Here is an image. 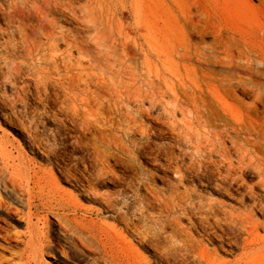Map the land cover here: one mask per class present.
Listing matches in <instances>:
<instances>
[{
    "label": "bare ground",
    "instance_id": "obj_1",
    "mask_svg": "<svg viewBox=\"0 0 264 264\" xmlns=\"http://www.w3.org/2000/svg\"><path fill=\"white\" fill-rule=\"evenodd\" d=\"M152 2L0 0V106L9 107L0 121V250L10 256L9 264H121L119 257L131 264H149L146 255L101 217L111 212L109 216L114 218L115 196L98 197L86 178L55 161L63 180L77 185L76 194L100 208L86 206L78 195L59 186L51 167L37 164L26 153L21 140L32 154H58L61 125L43 136L37 107L36 114L16 107L26 93L37 98L35 102L46 103L48 85L63 92L61 104L45 112L50 113L51 122L58 113L87 124L90 118L121 111L126 124L133 125L132 111L139 113L143 103L148 108L160 105L191 155L204 160H211L212 154L220 156L222 168L216 169L215 186L241 206L221 204L218 215L214 202H198L193 208L199 216L197 233L206 243L191 236L178 237L176 242L198 264H264V202L254 197L242 204L244 196L253 193L251 189L239 191L238 185L233 189L238 176L224 145L227 137L240 150L237 136L229 132L247 133L249 129L244 124L235 126L217 110L218 105H229V96L225 99L209 72L198 79L189 65L193 56L204 54L181 32H172L171 15L154 11ZM222 79L220 85L229 91L230 80ZM177 112L180 119H174ZM216 121L222 124L216 125ZM8 127L15 136H10ZM101 144L94 141L90 145L96 175L106 163ZM210 218L233 226L239 239L216 233ZM9 220L22 224L23 229H16ZM121 223L143 243L148 242L150 230L145 223ZM214 238L219 247L238 245L239 252L232 259L217 256ZM48 255L52 261L45 258Z\"/></svg>",
    "mask_w": 264,
    "mask_h": 264
},
{
    "label": "rangeland",
    "instance_id": "obj_2",
    "mask_svg": "<svg viewBox=\"0 0 264 264\" xmlns=\"http://www.w3.org/2000/svg\"><path fill=\"white\" fill-rule=\"evenodd\" d=\"M152 3L154 11L171 15L169 29L172 32H181L204 54L200 58L193 56L189 65L198 79L209 72L225 99L229 96V105H218L217 110L235 126L244 124L249 129L247 133L229 132V135L237 136L240 150L231 139L225 137L224 140L238 176L233 189L237 185L242 192L251 189L253 194L244 196L243 205L249 204L254 197L264 202V0H153ZM224 76L230 80L229 91H224L220 85ZM44 96L46 103H38L35 102L37 98L26 93L16 107L34 113L37 107L42 123L39 131L43 136L55 125H61L63 138L58 140V154L48 157L32 154L21 140L26 153L37 164L51 167L59 186L69 192L76 194L78 187L73 181L63 180L55 161L78 177L86 178L98 197L115 196L118 205L113 209L114 218L109 216L111 212L102 213L101 217L121 232L136 251L146 255L149 264H198L194 255L175 240L184 236L196 240L202 238L197 233L200 224L194 206L198 202H214L218 215L223 208L221 204L241 207L215 186L216 169L222 168L220 156L212 154L211 160L205 161L198 155H191L188 145L179 137L171 118L160 105L148 108L143 103L139 113L132 111L133 125L126 124L121 111L90 118L87 124H82L78 118L65 119L58 113L57 119L51 122L50 113L45 112L55 110L61 104L63 92L56 85H48ZM8 108L0 106V121L9 112ZM181 117L179 112L174 114V119ZM220 124L222 121H216V125ZM13 132L10 128L11 137L15 136ZM94 141L105 148L106 163L98 175L90 146ZM232 193L237 195L234 190ZM80 195L78 198L84 205L100 208L98 203ZM255 215L261 219L258 212ZM122 220L137 225L145 223L150 230L148 242L143 243L135 231L126 229ZM8 222L18 230L23 229L22 224H15L13 220ZM208 222L215 230L217 228L216 233L235 235L239 239L233 226L215 223L212 218ZM102 240L104 242L105 238ZM212 244L217 256L223 259H232L239 252L238 245L217 246V238ZM106 248L109 251V247ZM9 257L0 250V264H9ZM45 258L52 261L49 255ZM119 260L121 264H131L122 257Z\"/></svg>",
    "mask_w": 264,
    "mask_h": 264
}]
</instances>
